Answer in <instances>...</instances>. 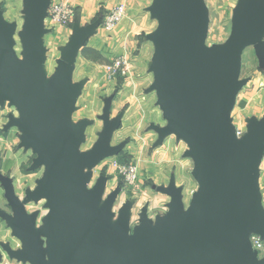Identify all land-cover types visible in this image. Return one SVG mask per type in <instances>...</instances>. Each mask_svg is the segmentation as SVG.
Instances as JSON below:
<instances>
[{
    "label": "water",
    "instance_id": "obj_1",
    "mask_svg": "<svg viewBox=\"0 0 264 264\" xmlns=\"http://www.w3.org/2000/svg\"><path fill=\"white\" fill-rule=\"evenodd\" d=\"M21 31L23 61L18 64L12 36L15 25L0 21V107L9 103L18 117H9L5 128H16L19 146L35 155L34 167H44L41 179L23 201L45 200L49 210L39 229L47 243V259L32 217L3 184L12 216H2L20 249L11 258L30 264H264L251 245L253 236L264 240V208L257 183L258 165L264 155V118L249 123L236 137L230 114L241 82V54L258 41L259 32L241 20L227 41L215 52L206 46L208 11L204 0H163L157 31L147 39L154 52L148 66L153 74L149 91L165 121L156 129L160 143L175 135L187 147L191 176L198 189L184 207L181 188L172 182L158 189L170 198L166 215L154 223L145 208L139 224L128 234L130 209L124 204L109 235L112 208L119 192L103 199L106 178L100 176L91 192L86 190L91 170L121 147L110 146L118 119L109 120L112 97L103 103L102 129L93 148L78 155L91 123L70 121L84 82L74 84L72 73L85 38L101 26L99 16L87 28L74 30L62 49L52 79L44 90L41 67L45 60L41 39L44 7L50 0H23Z\"/></svg>",
    "mask_w": 264,
    "mask_h": 264
},
{
    "label": "crops",
    "instance_id": "obj_2",
    "mask_svg": "<svg viewBox=\"0 0 264 264\" xmlns=\"http://www.w3.org/2000/svg\"><path fill=\"white\" fill-rule=\"evenodd\" d=\"M59 1H64L75 10V20L67 27H52L48 20V9L50 5ZM162 3L163 0H50L47 8L43 5V9L45 8L47 14L43 22L44 30L46 32L41 39V47L44 50L45 59L51 54V56L54 57L55 62L59 60L61 51L69 42L74 30L79 31L83 28H87L92 25L97 17L104 16L108 11L119 4H124L126 6V15L124 19L112 31H105L101 26L91 30V33L86 35L88 37L85 38L83 48H92L100 52L104 58L125 55V53L127 55L126 49L128 50V47L126 45H129L130 49L128 52H130L131 47H135L134 36L143 33L145 37L142 39L140 47L144 52L149 51L151 54L154 52V46L153 43L147 39V36L155 33L159 25L157 18L151 14V9L159 10ZM204 4L208 11L207 36L209 34L210 23L209 9L212 7L223 10V13L227 16L229 26L227 36H231L233 29L238 26L241 20H247L248 23L259 32L257 43L247 46L241 54L238 78V81L241 82V86L236 94L234 106L230 114L231 123L234 128L245 133L249 123H256L264 118V0H204ZM23 10V0H0V21L6 25L14 24L18 26V23L21 21L23 22ZM130 37L132 38L131 42ZM132 50L134 51L135 49ZM245 59L254 64V70L252 71L251 76L242 78L241 74ZM78 61H81V66H83V68L88 67V65L93 66V64L83 59L81 53L76 58L72 82L74 84L84 82L80 91L82 93L86 89L90 76L87 75L82 77L81 80H74L78 71ZM145 72L147 74L146 70ZM147 75H151V78L146 93L151 94L152 96L150 95V97H148V102L146 104L144 103L145 98L140 97L137 94V91L130 92V94H128L129 97L125 101L114 100L113 97L111 102L108 118L111 121L118 119L119 125L112 134L110 146L121 147V151L118 156L110 158L109 163H107L106 160L100 162V170L96 173L99 177L103 176L106 178L103 191L104 198L119 189L113 207L117 203V200H124L125 198L121 191L123 190L122 186L118 183L119 176H114L115 172H117L118 166L113 161L114 159H117L121 153L129 152V150L133 148V146L128 144L125 140L114 145L115 135L120 132L122 135L123 132H129L132 136L136 137L139 136V132L145 128L144 130L146 133L144 136H149L150 138L153 137L154 144L152 147L158 148L159 146H162V149H165V147L169 145V142H171V140H167L169 139L168 137L164 138L160 143L158 142L156 129L163 128L165 126V121L156 105L154 91H149V88L153 83V74L148 72ZM240 103L244 104L242 111L238 109L239 107L237 108V106H240ZM125 104H129L126 107V110L124 109ZM148 105L150 106L147 107ZM237 112H240L242 116L243 114L245 115L241 121L236 120L240 122L239 125L236 124L235 121L233 122L232 118V115ZM86 118L88 119V117ZM86 118H82V120L87 121ZM97 119H95V121L90 119L91 124L88 125L84 131L85 137H87L89 130H94L95 132L98 131V121L101 123L102 121ZM74 122L76 123V121ZM94 122H96V124H94ZM6 124L7 120L4 117V112L0 110V198L4 199L6 207H9L5 198V188L3 184L10 187L13 197L16 200H20L21 198L24 199L27 191L32 192L36 188V183L41 179L42 167L33 166L35 155L31 150H25L23 147L19 146L17 129H6ZM93 134L96 133L93 132ZM184 159L185 160L181 164L180 174L175 171L170 173L168 183L172 182L176 189L191 182L189 179L184 182L186 179L184 177V171L190 166V164H188L190 159L185 157ZM106 174L109 175V177H106ZM179 175H181V177H179ZM179 179H181V181H179ZM257 183L261 196V203L264 208V155L258 165ZM156 192L159 194L158 197L161 198L162 206L166 208L170 203V198L161 194L158 189ZM19 194H22L23 197H20ZM153 199L158 200L156 198ZM120 203L122 204V202ZM6 207L0 205V221L4 222V224L6 223L2 216H7L5 212ZM130 216L132 217L131 212ZM259 256L260 258H264V254H259Z\"/></svg>",
    "mask_w": 264,
    "mask_h": 264
},
{
    "label": "rangeland",
    "instance_id": "obj_3",
    "mask_svg": "<svg viewBox=\"0 0 264 264\" xmlns=\"http://www.w3.org/2000/svg\"><path fill=\"white\" fill-rule=\"evenodd\" d=\"M120 5V4H119ZM125 7L126 6L122 4ZM72 9V18L71 21L65 25L60 27H67L70 24L73 23V20L75 19V10ZM113 9V8H112ZM111 9V10H112ZM110 10V11H111ZM210 23H209V34L206 39V46L212 51L215 52L217 48L224 44L227 39L230 36L228 35V18L223 13V10L216 9L214 7L210 8ZM109 12V11H108ZM107 14V13H106ZM22 25L23 22L21 21L18 23V26L15 25V30L13 32L12 36V42H13V52L15 59L18 64H21L23 61V49H22V37H21V31H22ZM103 28V26H101ZM104 29V28H103ZM106 31V30H105ZM112 31V30H111ZM109 32V31H108ZM143 33H139L137 36H134V48L131 47V51L128 52L130 49L129 45L128 47L127 55H120L115 57H109L106 58L109 62L108 65H98L93 64L88 65V67L83 68L81 61H78V71L74 77V80H81L82 77L90 76V79L88 80V84L86 86V89L77 97L75 104H74V111L69 116L70 121L72 123H75L74 121L78 122V120L85 119L88 117L87 121H95V119L102 116L103 111V103L106 98L114 97V100L118 101H125L129 97L128 94L133 91H137V94L140 97L145 98V104L148 102V97H150L151 94H147L150 81V76L148 74V66L149 63L152 60L153 52L150 54L149 51L144 52L142 50L141 42L144 38ZM132 41V38L130 37V42ZM136 44V45H135ZM132 49H135L134 51ZM153 51V50H152ZM116 61L122 62V67L125 69V75L123 76L122 83L118 84L116 82V78L114 80H109L108 74H107V66L113 64ZM57 63L55 62V59L51 54L47 57V59L44 60L43 65L41 67L42 70V77H43V87L44 90L47 87L49 81L52 79L55 69H56ZM75 68V66H74ZM147 71V74L145 72ZM254 70V64L251 61H247L245 59L243 70L241 77L246 78L252 75V71ZM73 76V73H72ZM152 80V79H151ZM112 82V83H110ZM140 84V85H138ZM152 96V95H151ZM147 100V101H146ZM129 105V104H128ZM127 104H125L124 109L126 110ZM243 103H240V106H237L239 110H243ZM148 105L147 107H149ZM117 108V107H116ZM236 108V109H237ZM0 110L4 112V117L6 118L7 122L9 121V117L17 118L18 115L16 111L13 109L9 103H4L2 107H0ZM115 112V111H114ZM236 112V110H235ZM73 116V120H72ZM245 115L240 114V112L234 113L232 115L233 122L235 121L236 124L239 125ZM99 120V119H97ZM96 124V122H94ZM97 130L98 131H90L88 132L87 137H85V141L81 144H79L75 148V153L78 155H82L89 150H91L96 143L98 139V135L101 132L102 123L98 121ZM234 127V126H233ZM145 128L139 132V136H132L129 132L124 133L123 135L120 133L115 135L114 138V145L119 144L120 141H126L128 144H131L133 148L129 150V152H123L120 154L121 158L117 157V159H114L113 162L116 163L118 167L126 166V165H135L137 167V183L134 187L128 188L124 187L125 182L124 180L119 176L118 169L117 172H115L114 176L118 177V183H120V186H122V193L125 196L124 200L120 199L117 200V203L112 208V214L113 219L110 221L109 227L107 228L105 234L109 235L112 230L114 229L115 225L114 222L123 207L124 204H128L131 200L134 201L130 212L132 213V217L130 216L129 223H128V234H132L134 229L139 224V215L141 213V209L143 210L145 208V215L150 222L154 223L157 218H163L166 215V208L162 206L161 198L158 197L159 194H157V189H167L170 185L168 183L170 173L172 171L178 172L180 174L181 171V164L183 163L184 159V153L187 151V147L184 143L181 141H177L175 135H169L167 140H171L169 142V145L165 147V149H162V146H159L158 148L152 147L153 146V137L144 136L146 133ZM236 132H240V138L243 133L242 131L234 128ZM96 133V134H93ZM20 133L17 130V135ZM166 140V139H165ZM167 142V141H165ZM20 144V142H18ZM131 146V147H132ZM112 157H108L104 160H106L107 163H109V159ZM102 162V161H101ZM106 164V163H105ZM190 166L187 168L185 173V180H190L189 184H185V186L181 187V196L182 201L184 204V207L187 208L189 205V202L193 196V193H195L198 189V186L194 179L191 177V171H192V162L189 161ZM101 164L97 165L91 170L84 169L83 173L89 176V181L86 184V190L88 192H91V190L94 188L97 179L99 176L97 175V171L100 170ZM104 166V165H103ZM178 170V171H177ZM183 170V169H182ZM44 172V167H42L41 171V177ZM106 177H109V175L106 174ZM181 177V175H179ZM181 181V179H179ZM183 182V183H184ZM122 184V185H121ZM156 189V190H155ZM20 193V192H19ZM20 197H23L22 194H19ZM162 196V195H161ZM153 198H156L158 200H154ZM25 199V198H24ZM103 199H105L103 197ZM23 201V198L18 200L22 204V207L24 208V211L27 215L33 218L35 223V229L38 234V240L41 244V251L45 259H47V243L46 239L41 233L39 232V229L44 226L45 224V217L48 215L49 210L45 207V200H40L37 202L29 201ZM122 202V204L120 203ZM120 204V205H119ZM0 205L3 207L5 205L4 199L0 198ZM6 214L10 217L12 216V210L10 207H6L5 209ZM20 249V243L19 241L12 235V232L10 228L4 224V222L0 221V264H30L28 261H20L16 260L14 258H11L8 255L9 251H17Z\"/></svg>",
    "mask_w": 264,
    "mask_h": 264
},
{
    "label": "built area",
    "instance_id": "obj_4",
    "mask_svg": "<svg viewBox=\"0 0 264 264\" xmlns=\"http://www.w3.org/2000/svg\"><path fill=\"white\" fill-rule=\"evenodd\" d=\"M125 7L120 4L115 6L111 11L103 16L102 24L106 31L113 30L125 17ZM72 18V9L64 1L54 2L48 9V20L52 27L65 26ZM122 62L116 61L113 64L107 66V74L109 80H114L116 77L125 75V69L122 67ZM236 137L240 136V132H236ZM119 176L124 180V187L132 188L137 183V167L133 164L118 167ZM251 245L258 254H264V240H261L257 236L251 238Z\"/></svg>",
    "mask_w": 264,
    "mask_h": 264
},
{
    "label": "trees",
    "instance_id": "obj_5",
    "mask_svg": "<svg viewBox=\"0 0 264 264\" xmlns=\"http://www.w3.org/2000/svg\"><path fill=\"white\" fill-rule=\"evenodd\" d=\"M74 20H73V22H74ZM81 57L83 59H85L86 61H89V62L94 63V64L104 65V66L109 64L108 60L106 58H104L100 54V52H98L92 48H88V47L83 48L81 50ZM122 81H123V77H121V76L116 77V82H118V84L122 83ZM119 158H121V156ZM121 159L123 160V158H121Z\"/></svg>",
    "mask_w": 264,
    "mask_h": 264
}]
</instances>
